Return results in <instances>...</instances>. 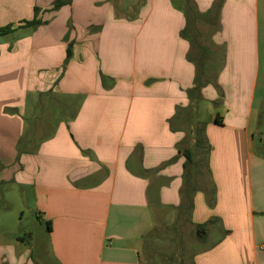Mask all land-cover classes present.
I'll return each mask as SVG.
<instances>
[{
    "label": "crops",
    "instance_id": "0c3cea01",
    "mask_svg": "<svg viewBox=\"0 0 264 264\" xmlns=\"http://www.w3.org/2000/svg\"><path fill=\"white\" fill-rule=\"evenodd\" d=\"M55 1L0 0V27L16 28L0 36V179L30 187L51 222L46 245L0 235V264H43L35 245L56 264H149L157 212L183 209L188 189L195 232L214 219L193 264H264V0H221L187 37L183 0ZM35 7L41 23L17 27ZM203 21L222 59L196 104L188 55ZM199 136L197 187L183 152Z\"/></svg>",
    "mask_w": 264,
    "mask_h": 264
},
{
    "label": "rangeland",
    "instance_id": "374dc122",
    "mask_svg": "<svg viewBox=\"0 0 264 264\" xmlns=\"http://www.w3.org/2000/svg\"><path fill=\"white\" fill-rule=\"evenodd\" d=\"M55 2L51 8L53 11H57L62 7L54 9ZM35 8L38 9V13L41 12L39 7ZM214 28V26H210L209 23L203 21L196 26L194 33H192L195 35L194 38L197 39L198 45L214 49L212 54L205 56L212 64L213 76L216 75V70L222 59L221 51L215 48L211 41ZM13 32L7 35H11ZM197 50H200V48H197ZM195 56L199 59L198 51ZM261 137L262 135L257 138L259 151L264 149V140ZM199 140H201L200 136ZM206 148L207 146L202 142L199 151L198 148L194 149L192 152L194 163H190L186 170L189 183L197 177V187L201 185L203 178L198 170L204 171ZM156 218V226L147 236L143 247L146 261L149 264H193V257L196 251L202 248V242L196 236L187 211L184 209H165L158 211ZM0 235L7 238L12 235L17 239L24 237L33 240L32 242L37 245L47 241V228L37 217L31 188L15 184L11 172L8 173V176H3L0 179ZM26 245L28 244L21 246ZM40 251H42V248L39 247L38 249V246L35 245L32 249V257L44 260L43 264H56L55 260L50 258V262L44 254L41 256L40 253L42 252Z\"/></svg>",
    "mask_w": 264,
    "mask_h": 264
},
{
    "label": "trees",
    "instance_id": "16d2710c",
    "mask_svg": "<svg viewBox=\"0 0 264 264\" xmlns=\"http://www.w3.org/2000/svg\"><path fill=\"white\" fill-rule=\"evenodd\" d=\"M69 1L70 0H57L54 4L53 8L54 9L59 8V7L63 6L64 4L68 3ZM221 2L222 1L220 0L217 3L215 10H213L212 12H210L208 14H201L200 12H198L195 9V6L191 4V0H183V5H184L183 8L187 13V20H188V24H187L186 29L183 31V35L185 37L188 36V29H189L190 23H192V22H197L199 20L211 21V20L218 18L219 8H220ZM37 13H38V9H35V17L32 20H24L17 27H36L37 25H39L41 23V20L38 19ZM15 30H16V28L12 24L2 26V27H0V36L10 34L11 32H13ZM191 44H192V48H191V51L189 52L188 57L196 65V76H195V86L189 91V97L191 99H193L196 102V104H198L202 100L201 90L205 86H207L208 84L216 82L220 67H218V69L216 70V75L213 76L212 75L213 71L211 69L212 64H211L210 60L208 59V57H205L206 55L212 54L213 49L208 48L206 46L198 45V43L194 40H193V42H191ZM197 48H200V50H197ZM197 51H198V55H199L198 58L199 59H197V57L195 56ZM67 52H68V57H70L71 49L69 48ZM106 79H107V77L102 75L103 82H106ZM110 81L112 82L113 79H111ZM262 113L264 114V111ZM216 121L218 122V119H216ZM21 144H22V142H21ZM21 144L19 146V152L23 151V147ZM196 145L201 147L202 146V140H197ZM183 154L186 157V166H187L188 163L192 162V150L186 149L183 152ZM192 206H193V190L188 189L185 192L183 209L186 210L188 214H190ZM212 221H214V219L209 220V222H212ZM209 222H203V223L196 224V226H195L196 232L195 233H196V236L198 237L199 240H204L206 238L207 233H208V228H209ZM46 228L49 231L51 230V222L50 221L46 222Z\"/></svg>",
    "mask_w": 264,
    "mask_h": 264
}]
</instances>
